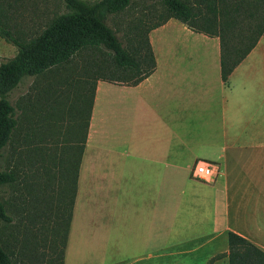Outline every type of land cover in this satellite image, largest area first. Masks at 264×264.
I'll list each match as a JSON object with an SVG mask.
<instances>
[{"label": "crops", "instance_id": "1", "mask_svg": "<svg viewBox=\"0 0 264 264\" xmlns=\"http://www.w3.org/2000/svg\"><path fill=\"white\" fill-rule=\"evenodd\" d=\"M148 39L149 77L95 86L63 264L83 233L104 264H229V233L264 252V33L227 84L217 37L170 18ZM198 160L219 166L213 182L191 176Z\"/></svg>", "mask_w": 264, "mask_h": 264}, {"label": "rangeland", "instance_id": "2", "mask_svg": "<svg viewBox=\"0 0 264 264\" xmlns=\"http://www.w3.org/2000/svg\"><path fill=\"white\" fill-rule=\"evenodd\" d=\"M189 1L192 5L195 2ZM256 1L244 3L253 7L252 13L244 9L238 11V20L229 31L232 43H240V29L248 33L264 25V9L258 11ZM66 12L62 0H0V22L22 41L33 39L54 18ZM201 12L210 20L214 14L203 6ZM218 14L215 24L219 28L222 19ZM165 16L160 0H133L125 12L109 17L107 24L123 47L137 57L139 53L145 55L144 42L149 30ZM228 20L233 21V17ZM197 24L205 30L214 28L202 21ZM212 26H215L214 22ZM16 53L14 46L0 38V63L13 58ZM145 69L146 65L142 66L141 73ZM138 76L139 73L115 70L111 55L104 49H86L66 63L23 80L11 93L9 99L15 108L18 125L0 154V170L10 171L16 181L0 188V202L10 218L9 223L0 220V245L12 264H61V259L64 262L72 229L73 217L69 220V214L73 215V206L71 198L58 197V188L60 184H73V170L78 162L75 146L85 129L90 90L97 79L132 84ZM81 96L85 100L78 102ZM98 205L91 203L89 197L86 199L82 231L88 229L89 222L85 220L89 213H95ZM83 234L79 244H75L71 236L69 263L104 264V254L91 253L88 238ZM148 254H138L140 259L136 264H158L159 260H150ZM119 255L121 257L116 261L125 256ZM166 260L161 259V264H168Z\"/></svg>", "mask_w": 264, "mask_h": 264}, {"label": "trees", "instance_id": "3", "mask_svg": "<svg viewBox=\"0 0 264 264\" xmlns=\"http://www.w3.org/2000/svg\"><path fill=\"white\" fill-rule=\"evenodd\" d=\"M62 1L67 12L54 18L36 37L29 41H22L0 22V38L17 49V53L13 58L0 63V154L9 144L17 129L16 111L9 98L23 80L38 76L52 67L66 63L73 56L86 49H104L111 55L115 70L139 73L138 78L129 85H136L143 81L151 75L156 67L148 37H146L144 42L145 55L139 53L136 57L123 47L116 33L107 24L109 17L125 12L132 5L133 0ZM160 1L166 16L150 30L173 18L187 25L192 30L210 37H217L220 45L221 79L226 84L228 76L233 69L250 53L260 36L264 33V25L258 30L251 29L248 33L244 29H240L238 32L240 43H232L230 40L229 31L238 20L236 16L238 11L244 9L252 13L253 10L251 8L253 7H250V4L248 6L244 5V3H250L252 0H195L193 5L189 0ZM256 4L255 8L257 6L258 11L264 9V0H257ZM201 6L210 13L214 12L211 20L205 14H202ZM216 14L220 15L221 17L219 18L222 19V25L219 28L215 24ZM230 17H233V21L228 20ZM205 19H207V22H205ZM199 21L214 27L213 30L203 29L197 24ZM213 22L215 26H212ZM245 40L249 42L246 43ZM145 65L146 69L141 73L142 66ZM99 80L97 79L94 82L90 90L89 100L87 99L88 116L85 122V129L78 145L75 146L78 151V162L76 161L75 165L77 166L73 170V184L69 186L68 184H60L61 186L59 185L60 187L58 188V197L60 199L64 198V200L71 198L72 206L76 185L75 173L81 153L79 143H83L85 140L95 86ZM101 81L118 82L114 79H101ZM83 96L86 97V95ZM82 100L85 99L82 97L77 101L82 102ZM15 181L16 178L10 171L0 170V188L11 185ZM71 216L72 213L69 214V220ZM0 220L5 223L10 222L4 204L1 202ZM228 245L229 252L227 256L229 264H264V252L244 238L229 233ZM0 264H12L10 256L1 245ZM61 264H63L62 259Z\"/></svg>", "mask_w": 264, "mask_h": 264}, {"label": "built area", "instance_id": "4", "mask_svg": "<svg viewBox=\"0 0 264 264\" xmlns=\"http://www.w3.org/2000/svg\"><path fill=\"white\" fill-rule=\"evenodd\" d=\"M219 173L220 168L217 164L198 160L193 165L191 176L205 182H213Z\"/></svg>", "mask_w": 264, "mask_h": 264}]
</instances>
